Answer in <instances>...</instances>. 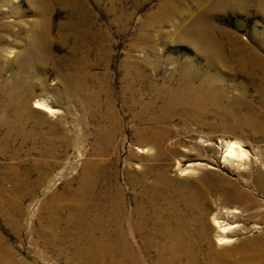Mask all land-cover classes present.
Here are the masks:
<instances>
[{"label": "rangeland", "instance_id": "obj_1", "mask_svg": "<svg viewBox=\"0 0 264 264\" xmlns=\"http://www.w3.org/2000/svg\"><path fill=\"white\" fill-rule=\"evenodd\" d=\"M179 231L264 264V0H0V240L34 264H158Z\"/></svg>", "mask_w": 264, "mask_h": 264}, {"label": "bare ground", "instance_id": "obj_2", "mask_svg": "<svg viewBox=\"0 0 264 264\" xmlns=\"http://www.w3.org/2000/svg\"><path fill=\"white\" fill-rule=\"evenodd\" d=\"M35 106L40 108V109L53 112V109H51L49 104H46L44 102L37 101ZM228 147H229V152H228L227 156L230 158H242V157H245L247 154L246 150L238 142H234V141L229 142ZM246 204L247 203H245V205ZM241 213H243V209L241 207H233V208H229V209L227 208L222 212L221 215H223V216L218 217L219 216L218 215L217 217L213 218L214 223L219 228V232H220L219 239H217L218 244H228V243H231L233 241L234 238L232 236H229V232H231V230L236 228L238 226V224H235V223L232 224L230 222V218L231 217L237 218L239 216L238 214H241ZM208 227L212 228L211 224L206 225L205 228H208ZM179 228L181 229L180 225H179ZM177 229H178V227H177ZM180 233H181V231L176 232L172 235L173 237L172 236H171V238L169 237L168 241L171 242L172 244L162 243V245H160L158 247L157 257H156V261L158 264H199L200 262L206 260L205 257H207V258L209 257V253L212 254L213 252L216 253V255L212 258V260L208 259L207 264H214L213 262H215V264H225L224 263V261H225L224 252L222 250H221L222 252L221 251L216 252V249L213 247L210 237H207L208 235L204 234L203 244H205V242H206V243H209L210 245H209V248L206 251L205 255L202 256L201 252L204 251V250L200 249L202 244H196L195 243L196 241L194 242V241L190 240L188 244L186 243L187 244L186 245L184 243V241H181L179 239L180 236H178V235H180ZM124 243H127V242H124ZM193 243H195V244L193 245ZM192 245H193V248L191 247ZM93 250L91 249L89 251V257H91V258H94V255H95V254L93 255V252H92ZM200 250H202V251L199 252ZM245 257H246V255H245ZM127 260H131V262L129 264H141L138 256L135 255L134 251L132 252L131 250L128 249L127 246H125L123 253H122V257L120 259L116 258L115 261L118 264H124V262H126ZM0 264H34V263L29 262L25 259L18 258L16 252L13 249L5 246L4 242L0 240Z\"/></svg>", "mask_w": 264, "mask_h": 264}]
</instances>
